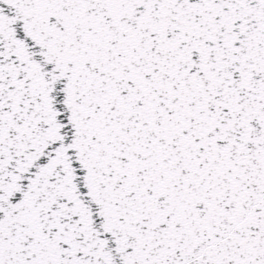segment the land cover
<instances>
[{"label":"snow or ice","instance_id":"6c2138e0","mask_svg":"<svg viewBox=\"0 0 264 264\" xmlns=\"http://www.w3.org/2000/svg\"><path fill=\"white\" fill-rule=\"evenodd\" d=\"M0 264H264V0H0Z\"/></svg>","mask_w":264,"mask_h":264}]
</instances>
